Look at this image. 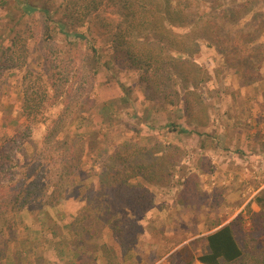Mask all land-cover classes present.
<instances>
[{
	"label": "rangeland",
	"instance_id": "obj_1",
	"mask_svg": "<svg viewBox=\"0 0 264 264\" xmlns=\"http://www.w3.org/2000/svg\"><path fill=\"white\" fill-rule=\"evenodd\" d=\"M0 1L7 2V6L0 8V56L7 52L9 40L16 34L24 35L28 50L22 70L0 75V163L5 155L9 157L0 173V203L15 194L24 174L30 175L32 180L36 174L54 173L49 157L58 154L55 140L82 139L86 147L80 174L75 178V190L67 194L66 200L49 211L50 208H42L39 202H34L15 215V228L0 231V264H10L11 259H30L42 264L46 262L44 259H56V249L61 246L64 251L60 255L61 264H69L73 257L68 245L72 234L65 223H70L73 217L70 213L76 215L84 207L86 194L99 191V177L120 167L114 155L121 145L124 150L125 143L159 151L157 156L170 155L168 183L161 187L150 186L141 178L132 182L149 188L154 207L137 217L122 210L118 212L115 229L121 243L112 235L111 228L103 230L96 241L104 247L95 254L101 257L103 264H181L175 253L180 246L190 245L198 255L205 248L206 235L228 224L239 213L245 214L247 206L255 213L260 211V202L256 199L264 203V63L259 67V81L247 86L226 65L216 43L197 35L202 28L192 30V38L199 45L194 60L206 74L200 93L207 108L208 124L199 127L186 119L180 105L146 101L135 74L105 69L101 63L109 60V49L94 25L88 44L66 37L40 12L22 18L17 0ZM56 1L50 8L57 11L53 21L63 15L67 5V0ZM192 5L200 15L212 8L207 14L214 20L217 39L229 37L237 43L257 39L253 47L264 44V31H260V25L264 26V0H194ZM48 26L50 32L46 31ZM50 43L65 67L55 81L62 95L56 101V91L49 92L42 112L26 120L21 115L23 76L26 71L46 75L45 59ZM91 47L101 54V63L93 64L97 73L87 82L83 71L87 69V53ZM114 100L119 103L106 106L108 101ZM58 116L62 117L63 129L56 134L58 138L46 139L48 130L51 129L50 133L54 130L53 122ZM169 124L188 133L173 132ZM175 148H179L178 151ZM245 149L249 152L245 153ZM213 154L224 155L236 168L242 160V179L238 171L230 170L219 181L213 180ZM154 157L152 153L144 156L149 162ZM139 158L131 154L129 159ZM39 162L41 169L35 171L32 163L36 167ZM163 164L168 166L165 161ZM53 179L51 177L50 181ZM51 193L52 189L39 197L45 199ZM75 193L79 196H74ZM41 211L44 214L38 217ZM246 225L249 226L248 222ZM52 229L57 237L51 235ZM246 237L245 256L237 264H264V236ZM53 238L58 240L57 247ZM24 251L27 254H20ZM106 251L110 259L104 257ZM37 256L42 257L43 262L37 261ZM91 259L81 257L83 264H89ZM49 263L52 264L51 260Z\"/></svg>",
	"mask_w": 264,
	"mask_h": 264
},
{
	"label": "trees",
	"instance_id": "obj_2",
	"mask_svg": "<svg viewBox=\"0 0 264 264\" xmlns=\"http://www.w3.org/2000/svg\"><path fill=\"white\" fill-rule=\"evenodd\" d=\"M193 1L67 0L63 15L53 21L57 11L50 8L54 7L51 3H57L56 0H33V2L17 0L22 10V18L40 12L66 37L71 36L89 44L88 36L92 33V26H95L98 30L96 32H99L108 45L109 60L101 63L99 57L101 54L91 47L87 53V69L83 71L87 82L94 79L97 71L93 64L98 65L99 62L108 71L131 72L137 76V85L145 93L146 101L160 105H180L186 119L199 127H206L207 108L200 93L206 74L194 60L199 45L192 38V30L197 29L198 26L202 28V32L197 35L202 36V39L207 42L209 40L216 43L215 45L225 58L226 65L233 69L247 86L256 84L260 79L259 67L264 63V44L258 43L253 47L252 44L257 39L242 40L240 43L229 37L217 39L214 35L216 28L214 20L212 17L208 18L207 14L212 8H208L203 15H200L196 13L192 5ZM5 4L7 6V2L0 1V8L5 7ZM246 6H242V9ZM103 13L106 16H103ZM46 31H51L49 26ZM260 31H264V26L260 25ZM26 43L27 39L22 34H16L9 40L7 52H3L0 56V75L6 72L13 74L24 68L28 53ZM75 44L76 42L73 45ZM45 62L48 77L45 74L34 75L28 71L23 76L24 96L21 115L26 120L42 112L49 92L56 91L54 93L56 101L60 100L62 95L55 81L59 80L58 76L65 67L59 53L51 43L48 45ZM46 78L48 80L45 82ZM125 100H127L126 97ZM115 103L119 102L108 101L106 106L111 107ZM105 119L108 118L105 117ZM63 125L62 117L58 116L53 122L54 130L51 133V129L48 130L46 139L58 138L56 134L63 129ZM123 126L126 125L123 124ZM169 128L176 133H188L174 124H169ZM57 140L54 143L58 154L55 157H49L53 161L54 173L36 174L32 180L30 175L22 176V182L18 189H15V194L0 203V209H4L0 210L2 228L0 231L15 228V215L30 208L32 203L39 202L40 207L53 209L69 197L67 194L71 195L75 190V181L78 178L76 176L80 174L85 155V142L82 139L74 142L69 139ZM121 146L116 149L114 155V159L120 161V167L104 177H99V191L86 194L83 201L84 207L72 217L67 226L72 234V238L68 241L73 253L69 264H83L82 256L92 257L93 259L88 262L95 264V254L102 252L104 248L96 241L107 228H111L112 235H116L117 241L121 243L122 240L117 237L118 232L115 229L119 211L122 210L137 217L154 207V199L149 188L143 184L132 183L135 179L141 178L150 186L161 187L168 183L170 155L157 156L159 151L136 147L131 143H125L124 150H121ZM178 149L174 150L178 151ZM146 153H152L155 156L152 162L146 161L144 158ZM131 154L140 158L135 161L130 160ZM3 160L0 163V173L3 163L9 160V157L5 155ZM163 161L168 164L167 167L164 166ZM33 166L37 171L41 169L42 164L39 162L35 167L32 163ZM51 177L55 179L50 181ZM63 185L65 186L62 187ZM51 189L53 193L47 198L39 197ZM74 196L79 194L75 193ZM256 201L260 202L259 212L255 213L250 206H247L245 214L239 213L231 222L206 235L205 248L198 255L190 245L180 246L175 252L179 257L178 261L181 264L239 263L245 256L243 245L246 236L253 238L264 236V203L261 199ZM42 214L44 212H39L38 217H42ZM247 222L249 226L246 225ZM45 230L46 228H43V231ZM118 230L121 232V229ZM51 234L56 235L55 229H52ZM23 253L27 254V251L20 254ZM107 253L108 251L105 252L104 257L110 259ZM36 259L43 262L40 256Z\"/></svg>",
	"mask_w": 264,
	"mask_h": 264
},
{
	"label": "crops",
	"instance_id": "obj_3",
	"mask_svg": "<svg viewBox=\"0 0 264 264\" xmlns=\"http://www.w3.org/2000/svg\"><path fill=\"white\" fill-rule=\"evenodd\" d=\"M254 100V99H253ZM243 136H245V135H242V137ZM242 150H244L243 148H242ZM245 153H247V152H249V151H247L246 149H245V151H244ZM241 165H237V167L238 168H236L235 167V165L233 164V163H231V162H229V161H226V159H225V157H224V155H220V156H215L214 154L212 155V157H211V164H212V169L214 170V172H213V175H212V179L213 180H217V181H219L220 179H222V178H224L226 175H228L227 173H229L230 172V170L231 171H233V170H236V171H238V172H236V173H238L239 174V178L240 179H242V175H241V172H242V160H240V162H239ZM240 179H239V181H240ZM241 182H242V180H241ZM225 183H229V181H225ZM49 210H53V209H48V211ZM56 210V209H55ZM51 214V213H50ZM72 216H75V213H70ZM52 217H53V215H52ZM72 219V218H71ZM68 224L69 223H65V227L67 228V226H68ZM52 235V234H51ZM48 237H49V235H48ZM54 237H57V234L54 236ZM61 238V237H60ZM57 240V238H53V242H54V244L56 245L57 243H58V240ZM56 247H57V245H56ZM54 250V249H53ZM64 253V251H63V246H61V248L59 247V248H57L56 249V259H55V257L54 258H51V259H44L45 261H46V263L48 262V261H50L51 260V262H52V264H61V263H63V261H62V257L60 256V255H62ZM95 258H96V262H95V264H103V261H102V259H101V257L100 256H97V255H95ZM63 259H70V258H63ZM26 260V261H25ZM19 259V261H18V259H11V264H36V262L34 263V262H32L30 259L29 260H27V259ZM50 264V263H49Z\"/></svg>",
	"mask_w": 264,
	"mask_h": 264
}]
</instances>
